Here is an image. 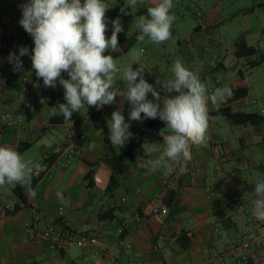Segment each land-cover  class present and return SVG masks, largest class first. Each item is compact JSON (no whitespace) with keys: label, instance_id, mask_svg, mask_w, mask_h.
Returning a JSON list of instances; mask_svg holds the SVG:
<instances>
[{"label":"crops","instance_id":"0c3cea01","mask_svg":"<svg viewBox=\"0 0 264 264\" xmlns=\"http://www.w3.org/2000/svg\"><path fill=\"white\" fill-rule=\"evenodd\" d=\"M149 1L122 14L124 0H106L110 7L106 12V36H111V21L118 16L123 26L118 34V48L107 52L119 55L114 57L118 68L131 64L130 49L140 47L144 53L139 65L132 67L143 68L144 78L155 88V80L173 78L171 68L179 58L212 91L225 85L231 90L246 89V97L235 102L233 110L243 111L240 109L256 104L251 96L255 91L252 73L257 67L252 65L264 54V45H258L264 26V8L260 6L264 0H236L242 4L233 10L226 9L223 0H173L171 14L176 19L171 39L156 44L146 37L142 43L136 40L128 44L127 40L139 31L135 20L146 16ZM210 1L217 2L202 9L200 3ZM27 2L2 0L7 29L0 32V145H10L26 159L40 162L51 149L65 142V123L50 125L49 119L60 115L56 105L66 101L63 87L45 88L43 81L40 86L33 85L32 51L21 57V71H13L8 62L10 53L18 55L20 47L33 41L19 24L20 5ZM239 38L247 46L257 48L258 54L239 59L237 65L231 66L233 59L226 54V49ZM119 75L122 77V72ZM62 76L68 78L66 73ZM24 77L29 80L27 95L34 99L32 108L25 113L21 125L7 126L1 119L4 115L12 120L16 117L14 108ZM115 84L120 94L115 103L99 110L94 108L106 125L113 111H122L132 133L126 141L134 145L132 162L125 163L122 173L115 175L105 160L118 153V147L104 144L100 131L89 120L86 105L79 113L75 112L72 120L85 138L82 155L65 163L54 158L33 187L35 195H27L24 202H19L14 193L16 187L22 188L19 184L0 187V264H76L84 255L91 264H105L118 241L119 231L131 243L129 248L119 249L118 264H264V221L257 220L252 213L255 183L247 180L248 175L262 172L264 154L256 148L261 146L264 126L254 131L250 127L230 126L223 118L209 116L206 141L192 146L191 159L185 163L186 171L174 166L170 172L164 169L150 172L138 163L140 157L148 158L141 146L146 141L161 143L162 152L161 130L142 131V121L130 120L131 105L125 100L122 79H117ZM165 95L177 93L165 91L161 97ZM42 98H45L44 104ZM148 98L152 99L151 94ZM261 101L262 107L244 112L264 114V98ZM221 106L222 103L213 105L209 101V113ZM165 127L162 131L169 134ZM21 147L25 148L19 151ZM160 154L153 153L150 158ZM90 171H93L91 186L85 180ZM111 177L115 182L113 190L108 189ZM57 192L66 197L64 225L75 233L98 240V245L89 253L75 246L61 248L39 236L31 238L27 233L26 225L36 224V217L41 223L61 229L56 214ZM154 205L165 207L167 214L164 217L150 214ZM137 215L142 219L141 226L135 220ZM247 218L258 225L250 250L242 244ZM181 232L189 240L184 250L180 245L183 239L177 241Z\"/></svg>","mask_w":264,"mask_h":264},{"label":"clouds","instance_id":"9594fccd","mask_svg":"<svg viewBox=\"0 0 264 264\" xmlns=\"http://www.w3.org/2000/svg\"><path fill=\"white\" fill-rule=\"evenodd\" d=\"M145 0H124L120 8L122 14L126 9H133ZM22 17L19 24L32 37L31 64L38 79H42L45 88H55L57 82L63 87L66 103H58L57 111L66 121L72 122L74 112L82 108H103L115 103L119 90L115 82L122 79L125 86L124 96L131 107L129 119L159 118L165 122L169 134H164L163 150L161 143L142 144L147 159L140 157V166L150 172L160 169L172 171L175 166L186 171L185 163L191 159L192 146L202 145L206 141L209 127V101L217 105L232 96L229 86L217 87L209 92L198 73L189 70L178 58L174 61L171 72L173 78L157 80L156 84L166 92L177 95L161 97L159 91L144 78V70L138 64L144 49H130L132 63L123 69L109 50L115 51L118 46V34L123 31L119 16L111 21V36L108 30L106 0H28L21 4ZM173 0H157L147 7V15L135 20L140 31L137 42L142 43L147 37L153 43L160 44L171 39V28L176 17L171 14ZM27 47H20L19 54L10 53L8 62L13 71H21V57L28 55ZM122 72V77L119 75ZM62 73H66L65 79ZM151 94L152 99H149ZM162 101V103H161ZM45 103V98L41 99ZM143 114V116H142ZM108 139L113 148H123L130 139V124L126 123L121 110H115L107 121ZM153 153H161L151 159ZM45 170V166L31 159H26L10 145H0V187L6 184H19L26 195H35L31 187L33 175ZM61 202L67 203L62 193L57 192ZM252 213L257 220L264 221V180L255 183Z\"/></svg>","mask_w":264,"mask_h":264},{"label":"built area","instance_id":"2783aa9c","mask_svg":"<svg viewBox=\"0 0 264 264\" xmlns=\"http://www.w3.org/2000/svg\"><path fill=\"white\" fill-rule=\"evenodd\" d=\"M258 45L259 47H263L264 45V26L260 33ZM25 47H27L29 51H32V48L34 47L33 41L26 43ZM226 54L232 57L233 59L231 66L237 65L238 59L235 56V51L232 44L230 45V47L226 49ZM156 81L157 80H155V83ZM41 82L42 79H38L34 71V76L32 80L33 85L40 86ZM28 85H29L28 78L26 77L22 78L21 92L16 100V107L14 108L16 117L13 118L14 120H12L10 119L9 115H4L1 120L3 123H5V125L12 126L14 123L21 125L25 113L32 108L34 99L27 95ZM56 87L57 89H62V86L59 84V82H57ZM156 90L159 91L161 95L165 93V90L159 85H157ZM208 90L209 92L212 91V89L210 88ZM65 129H66L65 142L63 144L55 146L53 149H51L48 152V154L40 162H38L41 165L45 166V170L40 172L38 175H33L32 179H37L45 174V172L47 171L48 159L52 157L61 163H65L73 158H78L82 155V144L85 140L84 135L77 129L73 120L72 122L71 121L65 122ZM33 138L34 136H32V140ZM63 197L66 201V197L64 195ZM56 214L61 221V225H62L61 229H56L53 224L41 223L38 217H36L35 219L36 224L26 225V231L29 234V236L31 238L39 236L43 240L51 241L61 248H67L71 246L83 248L85 251H87V253H89V250H91V248L98 245L99 242L96 238L88 237L80 233H75L64 225L63 219L66 214L65 203L61 202L59 198H58V206L56 209ZM150 214L164 217L167 214V209L163 206L159 207L154 205L150 209ZM135 220L138 226H141L142 219L139 215L135 216ZM257 228H258L257 223L253 222L251 218H247L245 231L243 234V243H242L244 249L246 250L251 249V246L253 245L255 239V231ZM130 243L131 240L123 236L122 231H119L118 241L114 247V250L110 253L108 259L106 260L105 264H118L119 249L129 248ZM76 264H91V262L89 260V257L87 255H84L80 259V261Z\"/></svg>","mask_w":264,"mask_h":264},{"label":"trees","instance_id":"16d2710c","mask_svg":"<svg viewBox=\"0 0 264 264\" xmlns=\"http://www.w3.org/2000/svg\"><path fill=\"white\" fill-rule=\"evenodd\" d=\"M156 2L157 0H150L148 3V7L153 6ZM260 6L264 8V2ZM6 29H7V24L4 21L3 12H2V0H0V32L5 31ZM138 35H140V31H137L133 37L127 40V43L131 44L132 42L136 41ZM233 48L235 51V56L238 60L243 58H253L258 54V49L247 46L243 38L237 39L233 44ZM0 54H2L1 51ZM106 54L111 55L113 58L119 56L118 54H112V53H106ZM262 63H264V54H260L259 61L254 62L252 66L257 67ZM246 95H247V90L244 88L232 89V96L228 98L226 101L221 102L222 106L216 111L210 112L209 116L223 118L230 126L250 127L254 131H259L261 127L264 126V114L255 111L253 112L235 111L232 108V105L235 102L245 98ZM74 113L71 119H73ZM87 115L94 128L100 131L104 144L111 147L112 146L111 142L108 139L109 136L108 128L103 116L98 111H96L94 107H89V108L87 107ZM65 122L67 121L64 119V117L61 114L49 119L50 125H61L64 124ZM165 126H166L165 122H163L159 118L142 119L141 130L142 131L154 130L158 132L159 130H162ZM260 144L261 146L264 147V137L262 138ZM23 148L25 147H21L19 151H21ZM133 151H134V145L132 143L125 142V146L123 148L118 147V153L109 155L105 160V162L113 169L115 175H119L123 171V165L127 162H132ZM53 160H54L53 157L48 159L47 168L52 164ZM262 172H264V161L262 166ZM92 175H93V171H90L85 178V180L88 181L89 186H91L93 183ZM40 179L41 176L37 179H32L31 187L33 188ZM114 187H115L114 177H111V181L108 186V189L113 190ZM14 193L17 196L19 202L25 201L27 195L25 194V189L23 187L22 188L16 187L14 189ZM180 239L181 240L183 239V243L181 242L180 245H181V249L184 250L188 247L189 244V240L186 237V233L184 232L179 233V235L177 236V241L178 240L180 241Z\"/></svg>","mask_w":264,"mask_h":264},{"label":"rangeland","instance_id":"374dc122","mask_svg":"<svg viewBox=\"0 0 264 264\" xmlns=\"http://www.w3.org/2000/svg\"><path fill=\"white\" fill-rule=\"evenodd\" d=\"M216 2L217 1H210L208 3H200V5H202L203 7L202 9L205 10V7H211V5ZM223 4L227 6L226 9L233 10L235 8H240L242 2L236 0H223ZM252 74L254 75L253 77L255 79V91L252 92L253 95L251 96V98L256 99V104L252 107L249 106L247 108L240 109L243 111H252L263 106L261 100L264 98V63L258 65L256 71L253 72ZM256 150L258 153L263 154L264 147L259 145L257 146ZM247 180L249 182H254V183H256L259 180H264V172H260V171L254 172L252 175L247 176Z\"/></svg>","mask_w":264,"mask_h":264}]
</instances>
